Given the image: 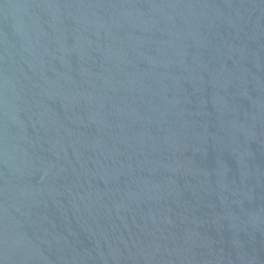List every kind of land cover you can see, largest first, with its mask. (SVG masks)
<instances>
[{"label":"water","instance_id":"obj_1","mask_svg":"<svg viewBox=\"0 0 264 264\" xmlns=\"http://www.w3.org/2000/svg\"><path fill=\"white\" fill-rule=\"evenodd\" d=\"M0 264H264V0H0Z\"/></svg>","mask_w":264,"mask_h":264}]
</instances>
